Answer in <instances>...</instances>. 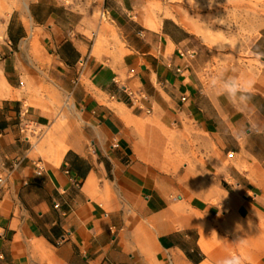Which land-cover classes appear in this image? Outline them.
I'll list each match as a JSON object with an SVG mask.
<instances>
[{
    "label": "crops",
    "instance_id": "obj_1",
    "mask_svg": "<svg viewBox=\"0 0 264 264\" xmlns=\"http://www.w3.org/2000/svg\"><path fill=\"white\" fill-rule=\"evenodd\" d=\"M29 18L0 39V264H264V27L223 67L170 18L101 45L43 0ZM220 72L255 81L246 108Z\"/></svg>",
    "mask_w": 264,
    "mask_h": 264
},
{
    "label": "rangeland",
    "instance_id": "obj_2",
    "mask_svg": "<svg viewBox=\"0 0 264 264\" xmlns=\"http://www.w3.org/2000/svg\"><path fill=\"white\" fill-rule=\"evenodd\" d=\"M37 0H0V39L6 23L15 28L29 21V6ZM52 10H58L65 25L79 24L98 45L118 42L119 35L112 20L123 22L135 14L143 25L170 18L185 25L192 35L191 45L199 58L211 66L247 61L251 45L264 27V0H43ZM66 12L67 14L60 15ZM221 21L227 24H222ZM230 25V29L229 26ZM33 51L37 45H32ZM13 50H17L15 46ZM211 228L205 229L210 241ZM254 247L264 246V225H254ZM212 242V239L211 241ZM212 244V243H211ZM245 255V253H239ZM259 252L253 263L258 264Z\"/></svg>",
    "mask_w": 264,
    "mask_h": 264
},
{
    "label": "clouds",
    "instance_id": "obj_3",
    "mask_svg": "<svg viewBox=\"0 0 264 264\" xmlns=\"http://www.w3.org/2000/svg\"><path fill=\"white\" fill-rule=\"evenodd\" d=\"M211 2H214V0H210ZM221 23L227 24L223 21ZM228 26L230 29V25ZM254 83L255 81L253 79H239L234 76H225L223 72H220L209 78L208 87L218 91L220 95L225 96L233 105L246 108L251 100ZM238 131L243 135L242 130ZM219 264H245V259L238 254H232L220 261Z\"/></svg>",
    "mask_w": 264,
    "mask_h": 264
},
{
    "label": "bare ground",
    "instance_id": "obj_4",
    "mask_svg": "<svg viewBox=\"0 0 264 264\" xmlns=\"http://www.w3.org/2000/svg\"><path fill=\"white\" fill-rule=\"evenodd\" d=\"M203 233H205V232H203ZM203 233L201 232L202 235H203ZM202 235H201V236H202ZM205 235H206V234H205ZM207 237H208V236H207ZM204 239H205V238H204ZM206 239H207V238H206ZM201 242H203V241H201ZM201 244H202V243H201ZM201 247H202V245H201ZM208 249H209V248H208ZM206 253H207V252H206ZM209 253H210V252H209Z\"/></svg>",
    "mask_w": 264,
    "mask_h": 264
}]
</instances>
